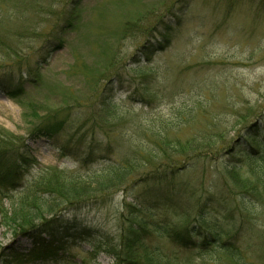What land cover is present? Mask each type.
Returning <instances> with one entry per match:
<instances>
[{
	"label": "rangeland",
	"instance_id": "374dc122",
	"mask_svg": "<svg viewBox=\"0 0 264 264\" xmlns=\"http://www.w3.org/2000/svg\"><path fill=\"white\" fill-rule=\"evenodd\" d=\"M71 9L77 20L69 28ZM159 44L165 49L157 51ZM36 70L40 75L33 87L28 73ZM20 82L25 90L18 99L0 91V135L11 136L35 160L23 172L24 186L46 168L87 174L119 157L120 139L152 147L151 133L150 142L138 126L180 142L192 139L203 149L191 168L172 180L137 183L103 201H82L47 216L55 229L65 224L86 229L84 240H63L61 232L53 246L41 229L34 239L14 237L0 224V264H115L107 252L137 214L126 203L148 207L138 216L151 224L179 228L195 221L198 197L233 196V208L242 188L256 189L254 165L241 163L233 173L227 167L241 156L247 137L264 128V0H0V84ZM104 105L109 123L103 130L114 120L116 126L107 132L111 148L88 119ZM52 114L66 123L47 138L35 129L54 122ZM80 127L95 132L94 138L82 139L81 130L76 133ZM207 146L223 148L221 156L207 157ZM227 149L236 157L225 155ZM18 190L9 194L16 198ZM164 196H170L168 202ZM2 202L8 206L6 199ZM211 206L219 211L217 203ZM208 214L236 236L232 241L246 264H264L262 216L241 222L238 213ZM145 238L162 264L230 263L219 252L199 256L152 232ZM61 240L66 244L51 257L30 255L56 248ZM136 258L142 264L140 253Z\"/></svg>",
	"mask_w": 264,
	"mask_h": 264
},
{
	"label": "trees",
	"instance_id": "16d2710c",
	"mask_svg": "<svg viewBox=\"0 0 264 264\" xmlns=\"http://www.w3.org/2000/svg\"><path fill=\"white\" fill-rule=\"evenodd\" d=\"M68 16L66 25L71 28L75 26L77 20L76 10L71 9ZM165 41L168 40L165 39ZM61 45L62 42H60V47ZM158 46L159 50L157 51L165 49L164 45L159 44ZM146 59L149 61L148 56ZM140 71L142 74L146 73L145 70ZM25 73L27 74L28 71H25ZM28 75L30 77L28 83L36 87L38 83L37 75H40V70L33 73L29 72ZM24 90V84L21 82L14 87L0 84V91L11 99L20 98ZM146 92L150 93L148 86ZM107 111L104 105L98 111L99 114L94 115L95 111L91 112L88 119L93 123V127H96L99 131L101 130V133L108 140L110 138L108 133L116 131V126L113 124L114 120L111 126L108 127V131L103 130L109 123V119L106 118ZM110 114L113 117L117 112L112 108ZM51 118L54 122L49 124L42 122L36 127L35 131L47 138L56 136L61 128H64L65 118L56 120V114H52ZM143 128L142 126L137 127V129L143 131L146 137H148V132L151 133L152 147H144L135 142L126 144L124 140L120 139L117 142L119 157L114 160L109 158L107 163L87 174L72 175L55 168H46L42 169L39 175L25 186L22 185L23 172L34 165L35 160L21 151L20 146L16 147L11 136L0 135V194L3 193V196H0L1 226L11 231L14 237L29 236L33 238L34 233L41 229V232L49 236V242L53 246H55L54 239L61 232L64 233L61 236L63 240H84L83 236L86 235L87 237L88 235L86 229L77 228L70 224L55 229L52 226V220L47 219V216L53 215L54 217L55 213L60 212L64 207H71L82 201L94 198L103 201L110 193L113 194L122 188L131 189L137 183H147L149 181L165 183L189 170L193 161L202 155V152L198 149H203V147L200 148V145L192 139L188 138L180 142L174 135L166 134L164 136L163 133ZM80 130L82 139H87L88 136L92 138L95 134V132L89 129L84 130L82 127L76 130V133ZM150 138L148 137L149 140ZM247 139L248 142L244 143L245 148L241 152V156L233 158L235 162L233 160L229 162L227 170L233 173L239 167H242L241 163L254 165L256 167V172H254L255 182H257L256 189L253 187L252 189L242 188L240 190L242 196H237L236 206L233 208L229 202V198L233 196L198 197L196 200L199 204L195 221L189 224L187 222L179 228L175 225H169L167 222L164 224H151L138 216V214L147 213L149 211L146 210L148 207L139 206L141 208L137 209L131 203H126L125 207L129 208L128 210L134 209L137 214L128 221L129 224L126 228H122L123 239L107 252L113 256L114 263L140 264L136 258L137 253H140L143 256L142 264H162L160 255L149 249V241L145 238L152 232L156 237L163 236L177 248L189 253L196 252L197 255L204 256L219 252L222 256L221 260L227 259L230 262L229 264H246L240 246L237 242L234 244L232 241L236 239V236L231 237L228 234L229 231L216 219L210 217L208 213L214 211L218 215L220 211H225L229 213L230 217L238 213L241 222L243 219H248L247 216L257 218L262 216L264 221V128L262 133L257 132L255 135L248 136ZM109 143L110 140H108L106 147L111 148ZM205 148L207 151L204 153L212 160L218 159L223 151V148L214 147L210 149V146ZM92 150L90 148L87 154L91 155ZM234 153V150L227 149L225 155L231 154L232 157H236L233 156ZM87 159L85 158L83 162H86ZM150 164H154V167L151 168ZM15 190L20 192L16 198L13 197V194H9ZM217 193L220 195L218 190ZM3 199H6L8 206L3 204ZM169 199L170 196H164L165 202L166 200L168 202ZM212 203L218 204L219 211L211 206ZM214 218L217 217L214 216ZM72 229V235H69L68 231ZM63 240L56 244V248L44 249L43 251L35 249L30 255L43 258L51 257L53 254L55 255L56 250L59 251L66 244V241ZM40 241V239L34 240L36 245Z\"/></svg>",
	"mask_w": 264,
	"mask_h": 264
}]
</instances>
